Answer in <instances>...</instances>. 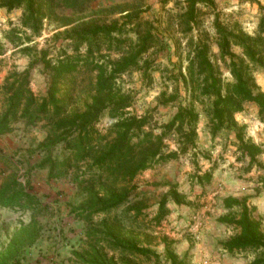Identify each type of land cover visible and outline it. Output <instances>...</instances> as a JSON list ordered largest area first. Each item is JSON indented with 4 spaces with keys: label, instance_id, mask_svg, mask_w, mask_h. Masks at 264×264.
<instances>
[{
    "label": "rangeland",
    "instance_id": "1",
    "mask_svg": "<svg viewBox=\"0 0 264 264\" xmlns=\"http://www.w3.org/2000/svg\"><path fill=\"white\" fill-rule=\"evenodd\" d=\"M61 5L48 13L39 33L23 24L24 8L8 10L0 6V119L7 110L5 88L9 76L28 71L29 88L40 100L47 91L44 59L85 56L91 47L94 56L90 61L113 64L137 51L141 38L151 32L153 39L141 56L152 61L151 73L144 75L139 68H132L120 75L117 83L133 97L129 111L148 114L151 119L147 130L154 129L159 134L177 112L179 103L186 105L191 101V86L187 88L183 77L191 62L196 64L199 47H206L223 87L234 80L229 57L223 55L224 39L217 25L225 29L224 34L232 33L227 36L229 51L238 62L249 60L234 36L247 38L246 41L264 38V0H214V5L198 0L194 18L188 13L189 0H79L73 8ZM96 27L117 30L110 37L98 35L91 42L78 39L80 32ZM96 78L97 72L84 65L71 78L63 94L70 104L68 114L81 112L90 103ZM255 78L264 92V70L256 71ZM164 91L167 96L178 93L177 102L159 107L158 98ZM195 105L201 114L196 148L142 171L129 186L130 202L108 213L88 210L89 191L102 192L108 186L92 178L95 172L90 166L97 153L92 152L85 161L73 158L63 177L51 175L47 161L62 163L70 157L71 139L60 138L59 143L47 148V144L62 136L55 132L56 119L31 121L19 115L11 131L0 135V188L14 177L19 178L38 198L39 206L26 212L1 214L0 259L10 250L12 241H18L22 246L9 264H97L102 255L116 264H156L153 255L111 248L108 242L113 240L100 233L106 230L114 237L152 249L163 264L166 245L175 252L179 248L182 252L187 250L178 255L189 264L194 256L197 264H264L263 249L225 251L221 242L238 234L239 229L218 220L227 213L223 200L234 196L247 199L254 217L264 227V186L260 180L264 169L248 167L249 160L237 149L233 131H224L212 139L205 128L210 101L205 99L203 105ZM235 119L245 126V138L264 148V121L258 107L245 105ZM110 121L104 115L98 122L102 135ZM166 143L169 151L179 148L178 137L172 133ZM259 159L264 164V154ZM209 171L211 181L199 184L196 175ZM172 187L183 195V201L176 203L169 198L166 214L159 218L160 202ZM33 221L38 238L27 244L26 235L31 232Z\"/></svg>",
    "mask_w": 264,
    "mask_h": 264
},
{
    "label": "trees",
    "instance_id": "2",
    "mask_svg": "<svg viewBox=\"0 0 264 264\" xmlns=\"http://www.w3.org/2000/svg\"><path fill=\"white\" fill-rule=\"evenodd\" d=\"M214 5V0H202ZM79 0H0V6L8 10L24 8L23 24L30 27L36 33L41 31L44 20L55 6L64 4L65 7L77 6ZM198 0H189V15L194 18ZM224 42L221 43L224 57H229L234 80L222 85L218 71L208 56L206 47H199L194 61L188 66V73L184 76L187 88L191 86V101L189 104L179 103L177 112L172 119L163 127V131L156 134L154 129L147 130L150 117L138 115L129 111L133 105V97L122 91L118 85V77L132 68H139L143 74L151 73L150 59H142L143 52L148 50L149 41L153 39L151 32L141 39L137 51L124 56L115 63L92 62L90 57L94 56L91 47L85 56L69 55L66 58H58L55 61L44 59V68L47 77L46 95L40 100L34 96L29 88V72L15 73L7 78L8 86L5 88L8 95L6 112L0 119V135L7 134L12 129L13 122L18 116L23 115L31 121L36 118L56 119L54 123L55 132H61L55 141L47 144V148L59 143V139L68 141L72 155L62 163L47 161L51 167V175L56 173L57 177H63L72 165V159L85 161L92 152H96L94 163L90 170L95 172L93 179L101 184H107L102 192L90 190V204L88 210L108 213L120 205L130 202L132 188L129 187L134 179L144 170L156 163H163L180 157L191 148H196L198 141V123L200 112L195 103L203 105L205 99L210 101L207 111L208 123L205 126L212 139L224 131H233L236 137L237 149L248 158V167H259L264 169V164L259 157L264 154V148L245 138V126L239 125L235 115L244 110L245 105L254 104L259 109V116L264 121V92L258 86L255 73L264 70V38L246 41L245 38L234 36L244 50L248 63L238 62L236 56L229 51L228 35L221 25H217ZM117 27H96L84 30L78 34V39L83 42H91L98 35L104 37L112 36ZM77 32V33H78ZM142 63V64H141ZM86 66L97 72L94 94L90 103L81 112L68 114L70 104L63 97L64 87L70 83L71 78L82 66ZM198 69V73L196 71ZM183 76V75H182ZM13 78V81L10 80ZM147 78L152 79L151 75ZM199 89H198V88ZM178 93L167 96L164 91L158 98V106H169L177 102ZM24 106V107H22ZM107 115L110 118V126L106 134L102 135L97 128L100 119ZM178 137L179 148L169 151L166 137L170 134ZM212 173L205 172L196 175L199 184L210 182ZM264 186V175L260 177ZM27 185H22L19 178L14 177L7 185L0 188V220L1 214H15L17 211L26 212L39 206L38 198L27 190ZM172 198L176 203L183 201V195L172 187L160 202V217L164 212L167 201ZM227 213L221 215L218 220L221 223L234 225L239 229L238 234L221 242L224 250L230 253L236 251L258 248L264 250V227L257 220L250 208L246 198L230 196L223 200ZM237 209V214L233 210ZM31 225V232L26 235L27 244H33L38 238L35 221ZM33 227V228H32ZM106 233L113 240L108 244L113 249H123L143 255H153L156 264H163L160 255L147 247H139L130 239L114 237L112 232ZM98 233V234H100ZM97 234V232H96ZM22 246L21 242L12 241L10 250L5 253L0 264H9L14 259L15 252ZM102 255L97 264H116L114 260L107 261ZM165 264H189L185 257H180L170 246L166 245Z\"/></svg>",
    "mask_w": 264,
    "mask_h": 264
},
{
    "label": "crops",
    "instance_id": "3",
    "mask_svg": "<svg viewBox=\"0 0 264 264\" xmlns=\"http://www.w3.org/2000/svg\"><path fill=\"white\" fill-rule=\"evenodd\" d=\"M180 249V248H179ZM179 249H177L176 250V252L179 254V255H181V254H185V252H187V250H183V252L182 251H180ZM226 251V250H225ZM197 256H194L193 257V259L191 260V264H197L196 262H197Z\"/></svg>",
    "mask_w": 264,
    "mask_h": 264
}]
</instances>
